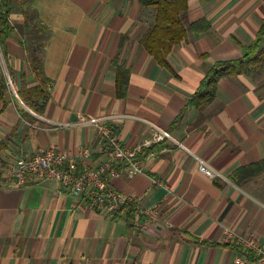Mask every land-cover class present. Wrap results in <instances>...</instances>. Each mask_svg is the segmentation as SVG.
I'll return each instance as SVG.
<instances>
[{
  "label": "crops",
  "instance_id": "crops-1",
  "mask_svg": "<svg viewBox=\"0 0 264 264\" xmlns=\"http://www.w3.org/2000/svg\"><path fill=\"white\" fill-rule=\"evenodd\" d=\"M12 1L13 32L4 57L0 51V78L10 72L19 88L23 74L33 87L28 29L20 0ZM23 1L49 31L41 55L50 99L41 116L14 87L0 103V264H233L240 247L226 240V229L256 238L264 248V173L239 186L231 179L237 169L264 160V74L221 79L201 122L199 111L190 108L170 129L205 71L246 53L264 19V0H186L185 27L205 20L208 29L186 30L166 56L167 68L141 44L154 25V7L138 0ZM115 58L129 71L122 99L116 96ZM112 115L120 116L111 125L129 148L149 139L150 130L126 116L169 130L170 138L143 148L149 149L139 155L143 173L109 178L114 190L151 212L147 231L129 226L124 212L109 216L91 209L53 181L16 186L3 171L42 149L76 157L84 145L94 148L95 131L76 124ZM102 160L92 159L94 165ZM202 163L212 177L199 172Z\"/></svg>",
  "mask_w": 264,
  "mask_h": 264
},
{
  "label": "trees",
  "instance_id": "trees-1",
  "mask_svg": "<svg viewBox=\"0 0 264 264\" xmlns=\"http://www.w3.org/2000/svg\"><path fill=\"white\" fill-rule=\"evenodd\" d=\"M142 7H154L156 9L155 21L153 27L148 31L142 40V47L151 55L159 66L168 67L166 56L171 47L180 43L186 37V30L202 32L208 29L205 20L190 24L188 28L183 23V15L186 12V0H138ZM12 0H0V51L4 57V48L9 35L13 32V26L10 22L9 15L11 11ZM20 12L24 18V25L28 29L26 33V63L30 73L36 80V85L27 87L25 77L22 74L19 88L14 86L10 72L8 77L16 90L21 102L34 114L43 115L50 99L49 88L51 81L44 73L42 61L43 44L48 38V30L36 19V13L26 6L25 1H19ZM264 36V19L261 22L256 38L248 46H245V54L230 61L216 62L205 71L204 77L200 81L196 91L188 98V101L180 111L178 116L172 122L170 129L177 125L183 114L188 109H197L200 113L199 122L204 117L202 111L215 98L217 84L221 79L245 76L248 79H255L257 76L264 74V48L260 46L261 38ZM123 40V38H122ZM122 41L119 49H121ZM115 70V90L116 96L120 99L126 95V89L129 79V71L123 66L118 65L117 58L111 62ZM8 90L6 77L0 78V103L3 101L4 94ZM22 118H27L25 112H20ZM169 134V130H167ZM4 144L0 143V152L4 149ZM147 149L142 150L141 156H144ZM264 173V160L251 164L246 167L237 169L232 174V181L236 185L252 178H256ZM124 212L129 226L132 224L134 217V208L132 204L124 206L115 215Z\"/></svg>",
  "mask_w": 264,
  "mask_h": 264
},
{
  "label": "built area",
  "instance_id": "built-area-1",
  "mask_svg": "<svg viewBox=\"0 0 264 264\" xmlns=\"http://www.w3.org/2000/svg\"><path fill=\"white\" fill-rule=\"evenodd\" d=\"M6 81L8 89L14 92L8 76ZM119 117L98 116L78 122L76 125L87 126L95 131V146L92 148L84 145L78 150L76 157L53 148L42 149L32 157L19 158L6 165L3 171L9 176L11 184L16 186L53 181L66 191L82 196L91 209L106 212L109 216L132 204L135 206L132 226L140 231H147L154 223L151 212L137 208L136 198L114 190L109 184V178L122 173L131 178L143 173L139 159L143 148L162 142L170 136L166 130L151 122L126 116L144 122L150 130V138L140 146L126 147L122 145L111 125ZM94 156L103 157L104 160L94 165ZM199 172L208 177L213 176L203 163L199 166ZM152 182L157 187L167 189L162 181ZM224 234L227 241L240 247L233 264H264V248L256 238H238L228 229Z\"/></svg>",
  "mask_w": 264,
  "mask_h": 264
}]
</instances>
